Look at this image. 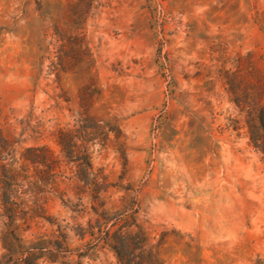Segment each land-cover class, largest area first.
<instances>
[{
	"label": "rangeland",
	"instance_id": "rangeland-1",
	"mask_svg": "<svg viewBox=\"0 0 264 264\" xmlns=\"http://www.w3.org/2000/svg\"><path fill=\"white\" fill-rule=\"evenodd\" d=\"M259 84L264 99V0H0V124L33 114L23 146L61 160L65 193L26 240L92 248L58 145L87 113L107 137L90 148L105 210H137L163 264H264V162L235 103Z\"/></svg>",
	"mask_w": 264,
	"mask_h": 264
},
{
	"label": "trees",
	"instance_id": "trees-1",
	"mask_svg": "<svg viewBox=\"0 0 264 264\" xmlns=\"http://www.w3.org/2000/svg\"><path fill=\"white\" fill-rule=\"evenodd\" d=\"M239 99L235 103L246 114L244 127L249 145L264 162L261 85H257L253 97ZM32 118L30 113L19 121V133H16L17 127L0 124V216L4 219L0 243L5 250L0 264H89L85 262L89 251L98 247L108 248L115 264H163L159 248L137 220V210L112 215L105 210L103 194L106 183L102 174L94 170L90 148L106 142L107 137L103 127L88 125L91 117L87 113L76 122L77 131L58 130V145L61 153L63 151L65 158L77 165V172L81 174L77 179L68 178L66 184L80 194L77 199L82 213L88 208L83 197H91L89 210L96 218L88 220L87 228L79 227V236L81 239L90 237L92 248L88 252L87 249L84 252L70 250L67 243L62 245V234L61 240L39 237L26 240L25 233L31 230L36 219L49 221L46 204L52 199L62 201L65 196L61 189V160L45 145L23 146L29 139L39 137V132L32 130ZM77 132L78 137L74 135Z\"/></svg>",
	"mask_w": 264,
	"mask_h": 264
}]
</instances>
